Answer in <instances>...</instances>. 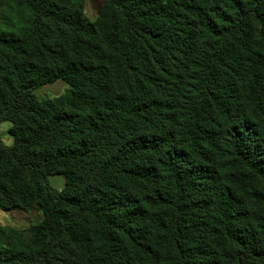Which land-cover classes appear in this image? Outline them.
Masks as SVG:
<instances>
[{"label": "trees", "instance_id": "obj_1", "mask_svg": "<svg viewBox=\"0 0 264 264\" xmlns=\"http://www.w3.org/2000/svg\"><path fill=\"white\" fill-rule=\"evenodd\" d=\"M4 122L0 264H264V0H0Z\"/></svg>", "mask_w": 264, "mask_h": 264}, {"label": "rangeland", "instance_id": "obj_2", "mask_svg": "<svg viewBox=\"0 0 264 264\" xmlns=\"http://www.w3.org/2000/svg\"><path fill=\"white\" fill-rule=\"evenodd\" d=\"M104 0H84V14L90 21H94L98 16V11L103 5ZM67 90V86L62 82H56L44 86L34 92L39 99L53 98L62 95ZM9 123L0 124V139L6 145L12 144L9 135ZM48 185L60 191L64 187V178L60 175L47 177ZM42 215L37 207L30 209L14 208L12 210H4L0 208V226L12 228L16 230H26L30 226L41 221Z\"/></svg>", "mask_w": 264, "mask_h": 264}]
</instances>
